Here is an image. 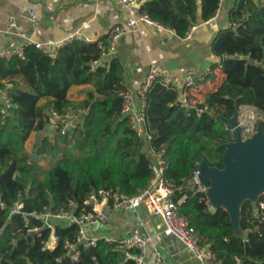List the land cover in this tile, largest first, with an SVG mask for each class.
Segmentation results:
<instances>
[{"label": "trees", "instance_id": "trees-1", "mask_svg": "<svg viewBox=\"0 0 264 264\" xmlns=\"http://www.w3.org/2000/svg\"><path fill=\"white\" fill-rule=\"evenodd\" d=\"M221 2L147 0L142 11L184 38L199 21L212 19ZM229 17L236 27L222 29L214 39L212 50L220 61L197 86L215 82L216 69L226 70L236 62L244 65L243 84L229 75L197 107H182L178 88L157 83L147 95L146 126L154 136L151 146L166 150V177L175 184L174 199L188 226L221 264H264V211L246 201L240 219L244 235L239 236L229 213L223 208L213 212L207 196L189 184L192 171L203 161L224 168V145L235 136L219 116L231 118L241 106L254 107L264 116V0H237ZM100 56L99 42L74 41L55 59L31 46L25 48L24 60H0V89L11 85L9 97L15 105L7 118L0 114V264H134L126 252L103 239L88 248L79 245L80 261L74 263L65 246L67 241L76 243V226L57 225L60 243L48 250L43 242L51 231L42 221L31 216L26 224L22 214H12L16 203L23 204L26 214L45 208L57 213L70 200L82 208L101 189L132 196L148 187L150 155L122 114L124 66L115 58L93 71ZM80 86L92 89L74 104L69 94ZM197 108L203 109L200 116ZM50 109L61 115L70 109L87 113L75 129L52 135L47 125ZM33 133L43 136L37 155H49L54 165L45 166L27 153ZM35 228L41 236L32 231Z\"/></svg>", "mask_w": 264, "mask_h": 264}, {"label": "built area", "instance_id": "built-area-1", "mask_svg": "<svg viewBox=\"0 0 264 264\" xmlns=\"http://www.w3.org/2000/svg\"><path fill=\"white\" fill-rule=\"evenodd\" d=\"M78 1L92 2L96 0ZM114 2L117 7L124 12L125 19L121 24L112 28L110 36L105 43L99 42L101 56L98 60L93 62L91 66L93 71L96 69L97 65H102L104 63L110 52L116 50L117 41L121 36L134 32L141 24L146 23L160 28H166L152 20L148 14L142 11L147 0H114ZM23 17L31 23L37 21V15L34 10H29ZM9 27L10 29L15 28L16 23L14 21L10 22ZM229 27H236V25L230 23ZM196 28L197 25L191 27L184 39H192L193 32ZM74 41L94 43L92 40L79 35H73L50 44L36 42L32 38H27L22 46L6 48L0 51V60H11L15 57L24 60L25 48L31 46L41 51L44 55L55 59L63 48ZM209 74H212L211 70L204 72L191 70L181 79L178 76L169 75L158 64H153L144 83L137 90L126 88L122 92V114L129 118L131 128L145 143L150 155L152 178L148 187L132 196L124 195L114 189H101L89 196V198L83 202L82 208H79L73 200H70L65 206L61 207L60 211L57 213H53L45 208L42 213L35 211L31 214H26L22 213L23 204L16 203V207L12 214H22L26 224H29V218L31 216L41 220L44 227L51 231L50 237L43 242L45 249L48 250H54L60 243V238L55 233L57 225L68 227L76 226L78 231L76 243L72 244L67 241L65 249L71 256L73 262L78 263L81 256L78 246L84 244L85 247L88 248L96 245L99 238L92 237L90 231L108 224L109 217L107 210L112 209L135 212L140 208H145L150 214L155 216L160 215L164 219L165 228L157 233L158 241H161L164 236H175L184 244L193 257L202 264H221L210 247L205 245L203 239L197 236L194 230L188 226L187 219L181 212L180 203L174 199L177 191L175 184L166 177L169 166L166 158V150H156L151 146L154 136L148 131L146 126L147 95L155 84L160 83L167 88H178L181 91V106L187 107L188 105H192L197 107L200 103L191 104L190 101L192 91L196 88L197 83L199 81H204ZM10 87L11 85L7 84L5 88L0 89V114L3 118L10 116L12 109L15 107L9 97ZM137 99L140 100V104H138ZM196 112L200 116L203 109L197 108ZM86 113L87 109H80L77 111L70 109L67 114L61 115L57 110L50 109L47 118L48 130L52 135L56 134L58 131L65 134L67 131L75 129L80 117ZM244 118L248 120L247 124L243 122L241 116L239 120L240 125L243 127L242 136L245 140L256 133L257 121L262 119V117L247 115V117ZM200 165L201 164L192 171L189 184L196 187L198 192L207 195L208 187L203 185L200 180ZM0 205L3 206L1 200ZM257 206L264 211V195L260 197ZM32 231L37 232L38 235L41 236L39 228H35ZM102 239L112 245L116 250L126 252V259L133 261L134 264H146L147 242L150 240L149 236L136 234L126 239L107 237ZM93 260H96V258L94 257ZM154 264H168L163 260L161 252L157 250Z\"/></svg>", "mask_w": 264, "mask_h": 264}, {"label": "crops", "instance_id": "crops-1", "mask_svg": "<svg viewBox=\"0 0 264 264\" xmlns=\"http://www.w3.org/2000/svg\"><path fill=\"white\" fill-rule=\"evenodd\" d=\"M237 5V0H222L220 9L209 21H199L193 32V38L185 40L168 28L143 23L132 33L121 36L116 50L110 52L105 61L117 58L124 66V86L137 90L145 81L153 64H158L169 75L184 78L189 71L200 72L211 70L219 63L214 55L212 43L218 33L229 27L230 11ZM34 10L37 21L31 23L23 15ZM125 19L124 12L117 7L114 0H96L80 2L78 0H0V51L6 48L22 46L27 38L36 42L50 44L73 35H79L96 42H106L114 26ZM16 27L10 29V22ZM243 65V63H241ZM226 70L216 69L215 82L198 85L191 94V104L201 103L205 95L215 90L225 80ZM244 71V65L242 73ZM91 86L75 87L69 97L74 104L82 102L85 91ZM138 104H140V100ZM43 105L45 102L42 103ZM240 110L249 115L260 116L254 107L241 106ZM39 135L33 133L32 140ZM28 141V143H29ZM27 143V145H28ZM109 222L100 228L90 231L95 238H123L139 229L137 234H146V224L157 226L155 215L145 208L135 212L107 210ZM161 230H158V232ZM146 264H154L156 250L161 252L168 264H202L195 259L177 238L165 237L156 244Z\"/></svg>", "mask_w": 264, "mask_h": 264}, {"label": "water", "instance_id": "water-1", "mask_svg": "<svg viewBox=\"0 0 264 264\" xmlns=\"http://www.w3.org/2000/svg\"><path fill=\"white\" fill-rule=\"evenodd\" d=\"M239 119V108L231 118L218 117L234 132L235 140L224 145L223 169L211 167L206 161L201 163L200 180L208 187L206 196L212 211L226 210L236 234L242 236L240 219L243 204L250 201L257 207L264 193V122L260 120L256 133L244 140ZM130 236L128 234L123 239ZM164 261L168 262V259Z\"/></svg>", "mask_w": 264, "mask_h": 264}, {"label": "rangeland", "instance_id": "rangeland-1", "mask_svg": "<svg viewBox=\"0 0 264 264\" xmlns=\"http://www.w3.org/2000/svg\"><path fill=\"white\" fill-rule=\"evenodd\" d=\"M242 69H243V65L241 63L236 62V63L232 64L229 68L226 69V71L223 73V74H225L224 78H226L227 76L230 75L236 82L243 84L241 82ZM207 92H209V89L207 90ZM247 115H249V112L244 111V110H240V108H239V118L241 116L243 118V122L245 124H247V122H248V120L246 118H244V117H247ZM259 115L262 117V119H260V120H263V122H264V116L261 114H259ZM257 116H258V114L255 117H257ZM260 120L257 121V124H256L257 127L260 124ZM263 125H264V123H263ZM42 137L43 136L37 135V137L30 140L29 143L27 142L28 143V145H26L27 153L29 155L32 154L34 156H37L36 160H39L41 164H44L45 166H52L55 164V161L52 157H50L49 155L43 156V157L37 155L36 147L41 146L40 140L42 139ZM37 143H38V145L36 146ZM262 195H264V193ZM154 219H156V221H157V224H158L157 226H155L153 223H147L146 224L147 232L145 235L149 236V238H150V240L147 242V254H146L147 259H146V262L149 261L150 255L154 251L153 250L154 246H156V244H159V241L157 238L158 230H163L165 228V222H164V219L162 218V216H160V215L155 216ZM138 231H139V229L133 230L132 231L133 235H136L138 233ZM165 237L177 238L175 236H164L163 238H165Z\"/></svg>", "mask_w": 264, "mask_h": 264}]
</instances>
